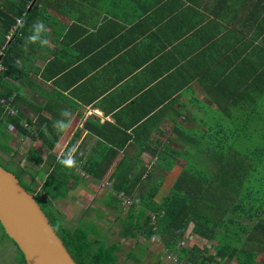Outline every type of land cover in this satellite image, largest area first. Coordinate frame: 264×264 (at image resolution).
<instances>
[{
	"label": "crops",
	"instance_id": "crops-1",
	"mask_svg": "<svg viewBox=\"0 0 264 264\" xmlns=\"http://www.w3.org/2000/svg\"><path fill=\"white\" fill-rule=\"evenodd\" d=\"M36 10L17 44L16 67L0 81L15 97L18 124L48 131L29 133L47 155L43 161L52 157L51 167L74 152L71 188L55 204L62 201L74 215L69 224L94 231L120 224L126 211L119 217L107 180L91 179L82 167L103 156L97 167L111 173L122 159L130 176L146 167L144 154L153 155L155 173L138 194L159 201L176 177L169 178L170 170L183 168L194 133L199 139L227 107L235 118L253 96L247 87L264 70V0H39ZM38 20L50 43L25 46ZM254 94L264 116V92ZM64 109L70 123L58 132L53 125ZM253 128L264 125L253 120L246 130ZM163 133H169L165 143L157 138ZM126 135L135 142L124 143ZM165 159L172 169L162 166ZM105 231L99 232L104 242ZM1 240L0 264H23L6 262L14 250Z\"/></svg>",
	"mask_w": 264,
	"mask_h": 264
},
{
	"label": "trees",
	"instance_id": "trees-1",
	"mask_svg": "<svg viewBox=\"0 0 264 264\" xmlns=\"http://www.w3.org/2000/svg\"><path fill=\"white\" fill-rule=\"evenodd\" d=\"M38 1L0 0V48H3L4 68L1 78L3 75L10 76L16 67L14 60L18 56L17 44L27 35L25 32L31 23L32 15L37 12ZM16 19L19 20L16 32L6 41L4 36L10 27L15 25ZM0 89L1 96H11L2 81ZM252 89L257 94L264 92V70L256 74L254 81L247 87L253 96H250L249 103L239 107L235 118L227 114V107L225 117L206 124V133H199V139H196L197 133H194V146L184 158L183 168L169 188L165 189L167 191L162 199L155 201L150 192L136 196L135 204L129 206L125 218L120 221L121 226L117 233L120 238L137 239L140 236L148 240L155 236L165 252L176 253L178 250L177 261L184 264H264V129L246 130L253 120L259 125H264V116L259 112L257 98ZM13 100L16 108L14 96ZM20 118V114L16 118L5 117L0 110L1 140L6 136L5 128L8 124H12L19 135L30 137L29 132L18 124ZM33 132L48 133L44 129H34ZM134 134L131 133L133 136ZM130 140L135 142L132 136L126 135L124 143ZM197 142L198 148L202 147L201 155H198L196 150ZM37 153L38 151L27 152L23 158L28 163L35 160L39 163L35 165L37 167L33 174L44 173L39 188L40 194H33L34 175L29 172V167L18 169L17 176L14 175L19 180V185L33 195L73 262L115 264L116 253L119 252L117 243L106 244L96 231L82 222L66 224L53 208V203L63 198L70 190L71 186L67 185V182L74 178L76 170L62 166L60 161L50 167L53 158L39 160ZM95 159L88 167H82L81 172L100 181L107 171L97 167L100 161H104L103 156H96ZM213 160L217 163L213 164ZM124 166L121 159L108 176V180L111 181V190L114 193L122 192L123 196L129 197L130 190L139 180H129L130 176L126 175ZM23 174H31L28 175L31 184L22 183ZM130 175H134L133 171ZM146 178L149 179L150 176L146 175ZM155 188L153 192L158 187ZM108 198L113 200L117 207L122 200L115 196ZM189 225L190 235H195L210 245L198 247L193 244L179 248ZM18 253L20 261L24 264L21 253ZM129 257L133 258L132 255Z\"/></svg>",
	"mask_w": 264,
	"mask_h": 264
},
{
	"label": "rangeland",
	"instance_id": "rangeland-1",
	"mask_svg": "<svg viewBox=\"0 0 264 264\" xmlns=\"http://www.w3.org/2000/svg\"><path fill=\"white\" fill-rule=\"evenodd\" d=\"M169 125H166L164 128H168ZM25 130L29 133H34L33 130H31V128L29 126H27L25 128ZM166 131V130H165ZM6 136L5 138H3L2 140L0 139V166L3 167V169H6V171L12 173V174H17V170L27 166L30 168L29 172L34 175L33 179H32V189H33V194H40V186L42 183V177H44V173L43 174H33L34 169H36L37 166L35 165H39V163L37 162V160L32 161L31 163L25 162L23 155L32 151L33 152H37V148L35 147L36 142L31 143V139L29 136H19L18 132L15 131L14 132V128L12 129V131H9L8 129L6 130ZM169 133H163V135L158 136V140L162 143H165V139H167V135ZM160 137V138H159ZM167 137V138H166ZM255 142V139H253L252 143ZM38 143V142H37ZM247 145V143L245 144ZM30 146L32 147L30 149ZM246 147V146H245ZM5 148L7 151H5ZM35 154V153H34ZM46 154L43 152L38 151L37 156L39 160H42L41 157H46ZM126 156V155H125ZM143 160L144 162L147 160V164L145 165L146 167L142 170H140L138 173H135L136 171H133L134 175H130V180H132L133 178H137L139 180L138 185L139 187L136 188V190H130L131 196L127 197V196H123L122 192L119 193H114V191H111L112 195H114L118 200L119 198L122 197V200L120 201V216L119 217H123L125 211H127V209L129 208L130 205L135 204L136 202V196H138L139 194V190H143L144 187L146 186V184L148 183L147 179H146V175H151L154 172V169H152V163L156 162L155 156L153 155H143ZM11 159V160H9ZM60 160V159H59ZM162 166L165 168H171L173 164H171L170 159H165L162 160ZM178 163H180V161H177ZM10 165H7L9 164ZM6 164V165H5ZM41 168V167H40ZM42 169V168H41ZM181 169H172L170 170L171 173H169V178H172L173 175H177V172L180 171ZM138 171V170H137ZM108 172V171H107ZM104 175L103 179L107 180V183L105 184V187H111V181L108 180V176L110 173H107ZM77 173L82 174L79 170L77 171ZM31 174H28L29 176H31ZM165 172L162 173L163 176H165ZM27 174H23L21 176L22 178V183H26V184H31V181L29 179ZM17 176V175H16ZM152 176V175H151ZM173 179V178H172ZM171 179V180H172ZM96 181H99L98 179H94ZM68 184V183H67ZM126 198V199H125ZM128 199V201H127ZM111 204H113V201L111 200L110 202ZM106 206V205H105ZM53 208L56 212H58L61 215V218L64 220V222L67 224L68 222H70V218L71 216L74 215H69L70 213L68 212V207L65 205V203H63L62 201H60V203L58 205H56L55 203H53ZM72 214V213H71ZM104 222V220H102ZM96 228V227H95ZM191 228V225H189L185 231L184 234V240L180 243L179 248L182 247H190L191 245H197L198 247H205L206 245H210L209 242H206L203 239H200L198 237H196L195 235H190L189 229ZM106 231H105V230ZM106 232V244L109 243H117L118 247H119V252L116 253L117 256V261L115 264H173L172 262H166V255L170 254L168 252H165L164 249L162 248L160 242L157 240V238L155 236H152L150 239L145 240L142 237H138L137 239H132V238H120L117 234L118 230H120V224L119 222H115L112 226L107 227V224L105 227L102 228H96L97 231V235L99 236H103V234H99V232ZM1 229H0V240L4 241L6 243H8L9 247H12V249L14 250L13 255H8L6 262H16V261H20V255L16 249V247L11 243V241H9L7 238H2L1 236ZM3 235V234H2ZM178 251V250H177ZM176 251V253H177ZM176 253H171L173 254V256H176ZM129 255H132L133 258L129 257ZM136 259V260H135Z\"/></svg>",
	"mask_w": 264,
	"mask_h": 264
},
{
	"label": "water",
	"instance_id": "water-1",
	"mask_svg": "<svg viewBox=\"0 0 264 264\" xmlns=\"http://www.w3.org/2000/svg\"><path fill=\"white\" fill-rule=\"evenodd\" d=\"M0 227L21 253L24 264H75L32 194L1 167Z\"/></svg>",
	"mask_w": 264,
	"mask_h": 264
},
{
	"label": "clouds",
	"instance_id": "clouds-1",
	"mask_svg": "<svg viewBox=\"0 0 264 264\" xmlns=\"http://www.w3.org/2000/svg\"><path fill=\"white\" fill-rule=\"evenodd\" d=\"M22 26V24H21ZM48 28L42 20L36 21L30 30V35L26 38L25 46L39 44L41 47H46L49 45V39L47 38ZM60 119L55 121L53 127L58 132H63L67 129L70 123L71 112L69 109H64L60 112ZM67 120V122H66ZM60 163L62 166L73 168L76 167V160L74 158V152L70 151L66 156H64Z\"/></svg>",
	"mask_w": 264,
	"mask_h": 264
},
{
	"label": "built area",
	"instance_id": "built-area-1",
	"mask_svg": "<svg viewBox=\"0 0 264 264\" xmlns=\"http://www.w3.org/2000/svg\"><path fill=\"white\" fill-rule=\"evenodd\" d=\"M19 23V20L16 19L15 20V25L11 26L8 33L4 36V39L6 41L10 40V38L13 37L14 33L16 32V24ZM2 56H3V48H0V78H1V73L4 71V68L2 66ZM13 96H6L3 97L0 95V110L2 111V115H4L5 117H9V118H16L19 114V111L17 108L14 107L13 105ZM20 126L25 129L27 127V123L25 120H21L20 121ZM7 129L9 131H12L13 126L8 125ZM122 198V196H121ZM126 199V198H125ZM128 201V199H127ZM166 262H172L173 264H184L182 262H178L177 258L175 256H173V254H167L166 257Z\"/></svg>",
	"mask_w": 264,
	"mask_h": 264
},
{
	"label": "flooded vegetation",
	"instance_id": "flooded-vegetation-1",
	"mask_svg": "<svg viewBox=\"0 0 264 264\" xmlns=\"http://www.w3.org/2000/svg\"><path fill=\"white\" fill-rule=\"evenodd\" d=\"M14 175V174H13ZM15 176V175H14ZM16 178V177H15ZM17 179V178H16ZM18 183H19V180L17 179ZM20 184V183H19ZM21 186V185H20ZM33 196V195H32Z\"/></svg>",
	"mask_w": 264,
	"mask_h": 264
}]
</instances>
